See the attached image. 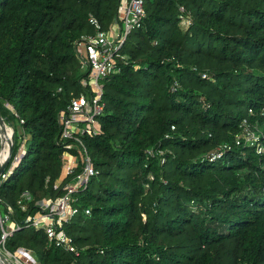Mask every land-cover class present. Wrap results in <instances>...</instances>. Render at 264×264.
I'll use <instances>...</instances> for the list:
<instances>
[{"label":"trees","instance_id":"16d2710c","mask_svg":"<svg viewBox=\"0 0 264 264\" xmlns=\"http://www.w3.org/2000/svg\"><path fill=\"white\" fill-rule=\"evenodd\" d=\"M118 3L0 0L6 169L25 139L0 182L7 203L56 195L57 114L85 93L75 42L92 32L89 15L107 29ZM178 6L191 16L185 31ZM145 12L123 46L128 63L102 82L100 134L84 138L98 174L80 195L90 215L65 226L77 255L33 229L6 249H29L39 264H264V154L235 144L243 120L264 142V0H145ZM223 145L232 149L209 161Z\"/></svg>","mask_w":264,"mask_h":264},{"label":"built area","instance_id":"2783aa9c","mask_svg":"<svg viewBox=\"0 0 264 264\" xmlns=\"http://www.w3.org/2000/svg\"><path fill=\"white\" fill-rule=\"evenodd\" d=\"M178 13L179 27L185 31L191 25L190 13L183 6H178ZM145 16V0H119L116 16L107 29L94 16L89 15L88 24L92 32L82 35L75 42V51L81 60L82 69L86 72V76L79 81L85 93L72 97L57 114V144L63 151L59 176L53 182L56 195L35 200L30 192L23 191L15 206L0 197V264H39L35 261V253L29 249L20 248L17 254L6 249V241L23 229L41 231L49 246L77 255V247L66 234L65 226L79 213L90 215L91 209L82 204L80 195L87 189L90 180L98 174L84 138L100 134L98 119L105 111L102 82L118 73L121 66L128 63V57L122 54L123 46L129 34L142 27ZM9 109L13 112L12 108ZM263 115L264 111L261 112V116ZM240 127L241 133L235 138V144H243L252 148L256 154H264L261 134L253 130L246 120L242 121ZM231 149V146L223 145L208 159L215 161ZM147 152L151 156L162 155L161 151L150 149ZM24 153L25 139H22L7 169L11 153L6 157L8 160L0 175V182L12 174ZM163 163L164 158H161V164ZM15 209L23 214L21 221L15 217Z\"/></svg>","mask_w":264,"mask_h":264},{"label":"bare ground","instance_id":"6f19581e","mask_svg":"<svg viewBox=\"0 0 264 264\" xmlns=\"http://www.w3.org/2000/svg\"><path fill=\"white\" fill-rule=\"evenodd\" d=\"M6 126L1 130L2 148L0 151V162H2L7 157V151L11 136V130Z\"/></svg>","mask_w":264,"mask_h":264},{"label":"water","instance_id":"95a60500","mask_svg":"<svg viewBox=\"0 0 264 264\" xmlns=\"http://www.w3.org/2000/svg\"><path fill=\"white\" fill-rule=\"evenodd\" d=\"M6 124L4 123V120L0 117V151L2 148V137H1V130L3 128H5ZM12 147H13V132L11 131V136H10V142H9V146H8V155H10L11 151H12ZM8 158H5L2 162H0V175L2 174L4 167L7 163Z\"/></svg>","mask_w":264,"mask_h":264},{"label":"rangeland","instance_id":"374dc122","mask_svg":"<svg viewBox=\"0 0 264 264\" xmlns=\"http://www.w3.org/2000/svg\"><path fill=\"white\" fill-rule=\"evenodd\" d=\"M6 127H8L12 132H13V129H12V127H9V126H6ZM15 130H18V128L17 127H15ZM67 225V224H66ZM18 255H20V254H18ZM35 261H37V257H35ZM38 262V261H37Z\"/></svg>","mask_w":264,"mask_h":264}]
</instances>
